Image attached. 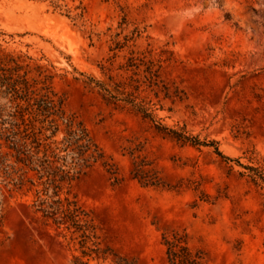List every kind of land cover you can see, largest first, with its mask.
Here are the masks:
<instances>
[{"label":"rangeland","instance_id":"374dc122","mask_svg":"<svg viewBox=\"0 0 264 264\" xmlns=\"http://www.w3.org/2000/svg\"><path fill=\"white\" fill-rule=\"evenodd\" d=\"M0 59L47 78L117 169L65 189L103 250L168 264L163 236L178 232L205 264H264V183L248 171L264 175V0H0ZM33 200L0 195V264H112Z\"/></svg>","mask_w":264,"mask_h":264},{"label":"trees","instance_id":"16d2710c","mask_svg":"<svg viewBox=\"0 0 264 264\" xmlns=\"http://www.w3.org/2000/svg\"><path fill=\"white\" fill-rule=\"evenodd\" d=\"M103 90L114 101L140 106L124 92L119 93L123 96L120 97ZM170 132L184 143L202 144L185 131ZM97 165L119 181L115 166L109 163L87 127L67 113L64 101L48 85L47 78H31L30 72L23 71L15 61L0 59V195L4 191L10 197L32 193L34 214L45 225L70 233L71 241L79 238L84 257L96 255L104 261L112 259V264H136L109 249L103 250L91 214L76 198L65 194L67 187ZM248 171L255 184L264 183V175L258 169L250 167ZM134 179L141 180L138 175ZM144 184L157 186L148 180ZM1 206L0 201V222ZM75 235L78 237L73 238ZM163 241L168 264L206 263L205 251L194 249L187 235L165 234ZM75 264L88 263L76 259Z\"/></svg>","mask_w":264,"mask_h":264}]
</instances>
